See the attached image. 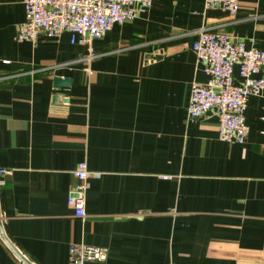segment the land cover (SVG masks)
<instances>
[{"label": "crops", "instance_id": "obj_1", "mask_svg": "<svg viewBox=\"0 0 264 264\" xmlns=\"http://www.w3.org/2000/svg\"><path fill=\"white\" fill-rule=\"evenodd\" d=\"M238 3L230 16L155 0L85 46L68 33L17 42L23 0H0V168L12 172L0 226L24 260L68 264L82 244L108 250L86 264H264V90L247 99L243 145L219 140L214 112H186L192 84L208 81L200 30L264 51V0ZM80 162L83 220L66 204ZM0 264H25L1 235Z\"/></svg>", "mask_w": 264, "mask_h": 264}, {"label": "built area", "instance_id": "obj_2", "mask_svg": "<svg viewBox=\"0 0 264 264\" xmlns=\"http://www.w3.org/2000/svg\"><path fill=\"white\" fill-rule=\"evenodd\" d=\"M155 0H23L24 21L17 26V42L35 43L40 35L57 39L70 35L71 44L90 46L103 38L114 25L132 22L140 13L151 9ZM222 9L230 16L239 10L238 0H204V9ZM192 50L208 77L205 84L193 83L187 105V117L196 119L209 112L218 118V138L227 144L243 145L248 137L244 113L249 96L264 90V51L246 49L224 33L206 29L198 32ZM241 83H234V68ZM261 72L263 76L257 77ZM11 171L0 168V189ZM74 180L66 204L73 217H86L87 181L91 176L87 164L80 162L71 172ZM103 247L71 245L68 264L101 263L107 259Z\"/></svg>", "mask_w": 264, "mask_h": 264}, {"label": "water", "instance_id": "obj_3", "mask_svg": "<svg viewBox=\"0 0 264 264\" xmlns=\"http://www.w3.org/2000/svg\"><path fill=\"white\" fill-rule=\"evenodd\" d=\"M67 85H69V81L66 80H60V79H55L54 81V87L55 88H65L68 87ZM0 235L3 238V240L5 241V243H7V245L9 246V248H11L13 250V252L15 253V255L21 260L23 261L25 264H29L26 260H24L21 255L11 246V244L7 241V239L5 238L2 230H1V226H0Z\"/></svg>", "mask_w": 264, "mask_h": 264}]
</instances>
